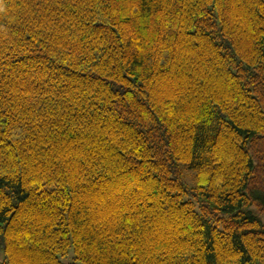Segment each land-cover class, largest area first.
<instances>
[{"label": "trees", "instance_id": "16d2710c", "mask_svg": "<svg viewBox=\"0 0 264 264\" xmlns=\"http://www.w3.org/2000/svg\"><path fill=\"white\" fill-rule=\"evenodd\" d=\"M0 264H264V0H0Z\"/></svg>", "mask_w": 264, "mask_h": 264}, {"label": "rangeland", "instance_id": "374dc122", "mask_svg": "<svg viewBox=\"0 0 264 264\" xmlns=\"http://www.w3.org/2000/svg\"><path fill=\"white\" fill-rule=\"evenodd\" d=\"M188 176L190 180H193L195 178V172L189 171Z\"/></svg>", "mask_w": 264, "mask_h": 264}]
</instances>
